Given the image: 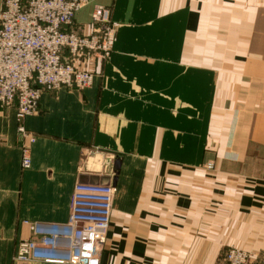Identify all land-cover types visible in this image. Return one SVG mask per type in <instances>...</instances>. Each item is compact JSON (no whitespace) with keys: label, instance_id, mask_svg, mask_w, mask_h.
I'll return each mask as SVG.
<instances>
[{"label":"crops","instance_id":"crops-1","mask_svg":"<svg viewBox=\"0 0 264 264\" xmlns=\"http://www.w3.org/2000/svg\"><path fill=\"white\" fill-rule=\"evenodd\" d=\"M96 4L112 51L86 58L91 86L42 93L27 170L0 109V264H58L15 255L25 221L67 223L78 182L115 188L99 264H224L231 247L264 264V0H92L75 30Z\"/></svg>","mask_w":264,"mask_h":264},{"label":"built area","instance_id":"built-area-1","mask_svg":"<svg viewBox=\"0 0 264 264\" xmlns=\"http://www.w3.org/2000/svg\"><path fill=\"white\" fill-rule=\"evenodd\" d=\"M92 0H3L0 9V109L16 106L17 132L22 140L21 168L32 166L35 140L25 126L38 111L43 92L84 89L96 72L86 58L107 59L117 33L111 10L96 4L92 31L74 29L77 12ZM208 167L213 168L212 164ZM115 188L76 183L70 216L62 225L25 221L35 239L22 240L15 260L58 264H99L112 216ZM226 264H254L252 253L232 247Z\"/></svg>","mask_w":264,"mask_h":264},{"label":"rangeland","instance_id":"rangeland-1","mask_svg":"<svg viewBox=\"0 0 264 264\" xmlns=\"http://www.w3.org/2000/svg\"><path fill=\"white\" fill-rule=\"evenodd\" d=\"M211 164V163H210ZM209 168V167H208ZM210 169V168H209ZM232 248V247H231ZM235 248H240V249H245V248H241V247H235ZM230 249V248H229ZM245 250H247V249H245ZM101 251V250H100ZM247 251H249V250H247ZM251 252V251H250ZM252 253V252H251ZM252 258H253V262L255 261V259H254V257H253V255H252ZM224 264H226V261H225V263Z\"/></svg>","mask_w":264,"mask_h":264}]
</instances>
